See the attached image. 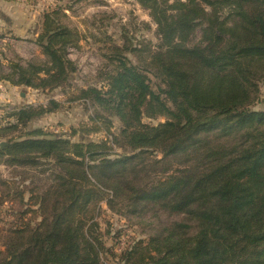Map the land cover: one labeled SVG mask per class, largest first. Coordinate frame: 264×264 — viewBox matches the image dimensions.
I'll use <instances>...</instances> for the list:
<instances>
[{"label":"trees","instance_id":"trees-1","mask_svg":"<svg viewBox=\"0 0 264 264\" xmlns=\"http://www.w3.org/2000/svg\"><path fill=\"white\" fill-rule=\"evenodd\" d=\"M136 1L158 43L125 37L108 49L103 88L79 91L119 117L117 135L108 118H91L96 127L103 120L112 141L36 130L0 148V166L18 174L0 173V264H108L96 220L105 190L111 209L155 205L183 215L124 249V264H264V111L252 108L264 82V0ZM61 12L44 15L46 63L14 64L1 80L36 90L66 83L76 70L68 48L82 37L61 24ZM61 107L51 100L10 117L25 125ZM6 203L18 207L19 223L4 224Z\"/></svg>","mask_w":264,"mask_h":264},{"label":"rangeland","instance_id":"rangeland-1","mask_svg":"<svg viewBox=\"0 0 264 264\" xmlns=\"http://www.w3.org/2000/svg\"><path fill=\"white\" fill-rule=\"evenodd\" d=\"M57 10L62 11L61 24L82 37L78 45L69 47L67 51V57L74 62L76 70L57 89L36 90L0 79V148L2 143H6V147L11 139L36 130L68 137L75 142L82 139L86 142H111L103 120L98 121L96 127L91 118L97 115L108 118L111 133L117 135L123 126L119 117L105 112L92 100L83 99L79 91L86 87L103 88L108 49L112 45L123 46L125 37L134 45L139 42L158 43L156 25L136 0H0V63L3 66L0 67V76L9 75L14 64L26 67L30 63H46L38 38L43 31L44 15ZM131 59L135 61L133 56ZM260 89L261 101L252 107L254 111H264V82ZM51 100L61 103L62 107L25 125L16 124L17 121L10 117L15 109L45 106ZM165 121L163 117L143 119L144 123L152 125ZM5 129L15 130L3 131ZM113 148L115 153H123L120 148ZM0 173L10 179L18 176L12 168L5 166H0ZM34 174L28 171L24 176L32 177ZM21 179L18 177L17 181L21 182ZM34 181L32 184L28 179L23 186L31 188ZM45 183L43 180L37 185ZM104 192L96 220L105 244L103 257L108 264H124L120 258L124 249L140 240L148 242L152 235L165 233L171 222H179L183 218V215H172L155 205L146 209L139 206L136 214L129 212L124 205H115L111 209L107 200L112 193L109 190ZM25 197H29V193ZM17 209L11 203L3 205L4 224L19 223L15 217ZM26 219L33 225L39 221L31 214Z\"/></svg>","mask_w":264,"mask_h":264},{"label":"water","instance_id":"water-1","mask_svg":"<svg viewBox=\"0 0 264 264\" xmlns=\"http://www.w3.org/2000/svg\"><path fill=\"white\" fill-rule=\"evenodd\" d=\"M6 143H2L1 144V148L5 147Z\"/></svg>","mask_w":264,"mask_h":264}]
</instances>
